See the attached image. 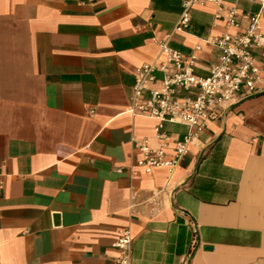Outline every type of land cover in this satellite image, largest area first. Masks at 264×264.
<instances>
[{
	"label": "crops",
	"instance_id": "obj_1",
	"mask_svg": "<svg viewBox=\"0 0 264 264\" xmlns=\"http://www.w3.org/2000/svg\"><path fill=\"white\" fill-rule=\"evenodd\" d=\"M184 1L0 0V264H112L123 229L131 264L188 253V264H264V73L192 135L174 169L134 164L133 141L160 144L157 119L132 115L128 99L158 41L184 55L198 44L203 76L218 61L206 40L248 26L227 28L208 5L178 32ZM163 131L168 156L190 133Z\"/></svg>",
	"mask_w": 264,
	"mask_h": 264
},
{
	"label": "built area",
	"instance_id": "obj_2",
	"mask_svg": "<svg viewBox=\"0 0 264 264\" xmlns=\"http://www.w3.org/2000/svg\"><path fill=\"white\" fill-rule=\"evenodd\" d=\"M229 0H186L175 30L187 33L190 12L195 7H214L213 17L222 20L227 28L240 26L246 19L248 26L235 33H224L206 40L216 51L218 61L210 65L206 75H198L195 45L189 55L171 48L167 40L158 41L159 54L156 59L144 63L134 73V83L129 95V112L157 119L155 138L157 147L146 141H133L138 158L135 166L150 174L156 168L174 169L186 152L192 137L208 123L222 115L226 103L239 95H251L261 83L264 73V52L257 59L253 52L264 46V35L260 21L264 16V0H243L256 5L255 13H239L236 7H227ZM179 91L183 94L180 95ZM90 115L93 111L89 112ZM185 125L190 133L182 140H173L174 148L167 155L169 139L163 131L164 123ZM120 173V169H116ZM116 255L112 264H131L132 237L128 229L118 233L112 244ZM191 253L181 260L188 264Z\"/></svg>",
	"mask_w": 264,
	"mask_h": 264
}]
</instances>
